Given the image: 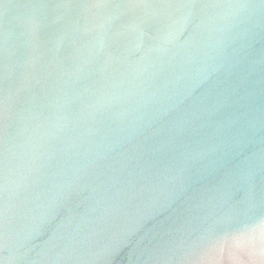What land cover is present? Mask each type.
<instances>
[{
	"label": "water",
	"instance_id": "obj_1",
	"mask_svg": "<svg viewBox=\"0 0 264 264\" xmlns=\"http://www.w3.org/2000/svg\"><path fill=\"white\" fill-rule=\"evenodd\" d=\"M0 264H264V0H0Z\"/></svg>",
	"mask_w": 264,
	"mask_h": 264
}]
</instances>
